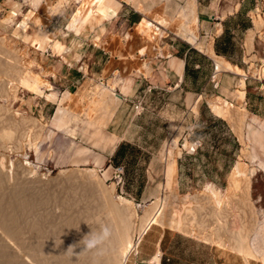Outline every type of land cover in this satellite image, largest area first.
Returning <instances> with one entry per match:
<instances>
[{
	"label": "rangeland",
	"instance_id": "rangeland-1",
	"mask_svg": "<svg viewBox=\"0 0 264 264\" xmlns=\"http://www.w3.org/2000/svg\"><path fill=\"white\" fill-rule=\"evenodd\" d=\"M60 1L61 0H0V36L5 37L9 48L17 50L18 52L21 51V54L24 56L25 66H28L30 71L40 74L41 77L44 75V71H46L44 68V54L52 52L54 57L56 54L53 43V46H48L49 40L57 38V35H63L62 31H66L67 34L68 28H72L73 24L75 27L79 26V28L81 26H86L90 21L89 16L92 17L94 12L102 9V7L109 6L111 9H114L115 5H118L117 0H62L64 6L59 11L58 3ZM120 1L135 5L137 0ZM51 6L54 7L52 8ZM50 9H52V11ZM145 17L148 21L143 22V17L140 18L137 22L129 24V28L127 27L125 33H123L124 31H122L120 27L113 33L119 32L118 34L122 33L123 35L127 32L129 42L132 43V46L135 42H139L143 46L147 45L150 49H154L153 46L159 43L160 34H154V30L157 31V29L150 25L152 19H149L150 16ZM37 18H39L41 23H37ZM252 18L254 21L253 27L255 29V34L257 31H264V24L262 27H257L256 24L257 19L263 18L264 20L262 7L256 11ZM159 19L162 21L163 25H167L166 16H161ZM190 20V28H194L195 20ZM76 24H78V26ZM161 30L162 32L160 30L157 32H161L164 39L167 40L169 37L167 27L163 26ZM193 30H191V32H179V34L187 41L195 43V35L197 33ZM26 32L34 33L35 36L28 38ZM39 32L42 33L43 38H45L44 47H39L40 39L36 36ZM69 34L68 37L72 38L71 33ZM203 34L206 35V33ZM250 35L247 38V51L251 56L257 53V51L253 50V43L250 45ZM116 37L121 38L120 35ZM145 52L146 49L142 53ZM218 60L219 58H217V61ZM249 61L250 62L247 63L245 68L246 70H241V72L244 73V78L246 79L245 74H248V76H261L264 84V56L261 54H254ZM51 63H53V60ZM220 69L222 71V67ZM42 78L44 80L42 84V93H34V91L23 86L18 89L17 96L11 94L3 95L0 92L1 103L10 108V110L16 112V114H23L32 118L30 121L39 120L37 123H26L23 129L21 125L19 126V124H16L18 122H14L17 120H10V118H5L4 114H0V166L4 164L3 168H7L5 171L6 173L3 172L7 176L6 182L17 184V187L20 188L16 190L21 193L15 190V192L18 193H14L15 195L22 194V196L25 197L28 196V194L35 196L39 193L38 197H40V192L38 191H41V197L48 198L46 204L49 205L45 206L44 211L47 213V217L51 214L48 212H52V215H56L63 211L66 212L68 209L73 214L74 223L76 225L75 229L80 227L81 223H83V214H80L81 211L77 208H81V203L84 202L86 203L83 204V206H86V204L89 206L90 204L89 208H91V205H95L94 200L103 194L116 201H120L121 197L131 199L137 212V227L140 226L143 217L149 207L154 203V200H159L167 196L165 222L163 224H153L148 229L150 232H183L201 240L204 244L206 243V249H200L199 252L201 262L204 264H246V258L243 252L225 247L221 243L207 238V234L214 231L216 225L225 221V223H227L226 228L223 229L220 234L223 235L227 241H234L235 233L238 230V226L235 222L247 218L244 212L247 206H244V202L240 199L239 191H237L230 200L225 197L227 195L229 175L232 170L231 167L238 160H241L246 164L248 177L251 180L248 191L249 202L247 205L250 203V206L254 208L257 222V224L255 223L254 225L255 227L246 231V238L248 242L256 246L260 253L259 259L251 257V264H264V259L262 258L264 256V85H262L263 93L254 94L255 102H253L252 105L248 104L245 107L240 103H233L234 106H240V108L247 111L243 126L240 130L235 128L233 122L229 118V122L226 119H223L222 122H217V134L219 133L218 130L221 129V135L223 137L221 148L219 147L220 152L218 151L216 155L212 153L211 156H208L213 148L212 144L207 143L203 149L205 153L203 156L204 161L200 160L198 163H194L195 161L193 159H190V157L187 158L185 164H189L190 167H195V164L197 167L198 164H201V168H203L199 171L200 175L188 173L187 166L185 165L184 173L179 177L177 169L176 186L177 196L179 198V201H177L175 198H173V200L170 195H168L170 190L167 184V169L169 161L173 158L176 159V154L181 153V151H183V155H185V153L191 154L197 151L192 150L193 144L189 142V140L183 136L185 141L182 140L179 144H176V149L170 146L163 159L161 158L162 154L157 151L160 146L159 143H156L157 141L154 144L147 145V150L144 151L150 158L153 156L155 157V161L152 165L154 169H148L147 166L150 158L147 160L148 164H146V157L140 153V159L137 165H135L133 161L134 154H131L132 161L130 163V171L126 168H123V171H121L118 167L123 165L115 164L113 161V154L119 145L118 140L120 139L122 128L125 127V123H120L118 125L116 121L110 123V120L112 116L115 115L116 110L117 115H124V113L122 112L123 107H121L122 105L120 106L121 101L117 92L110 86V82L91 84L90 80H84L80 82L77 89L72 92H66L63 88L55 87L44 77ZM217 81H219L218 75ZM45 82L47 83L46 85ZM148 85L150 84H147L144 88L138 90L137 93L130 96L132 100L138 97L141 98V96L145 99L146 110L139 116L143 115L145 112H148V116H150L149 110L154 111L155 108L165 110L161 109L160 106L156 107L157 104H160L156 99V95H153L157 85L152 84L154 85V89L152 91H146ZM50 94H53V96H49ZM159 97L163 98V96ZM215 98L216 97H209V100L211 101ZM128 103L132 105V102ZM118 106H120L119 109ZM169 110L170 113L168 112V114L170 117L172 114L173 117L171 118L175 123L189 120V116H187L188 112L184 113L186 109H183V107L180 109L170 108ZM190 113H192V110H190ZM2 115H4L3 118ZM165 116L166 115H164V117ZM63 118L64 120L62 121ZM5 126L6 128H4ZM7 126L10 128H7ZM163 127L162 125H156L154 127L155 131L151 134L159 135L163 133ZM177 130L178 129H175L173 132ZM192 130L193 128L190 132ZM22 131L23 135L20 134ZM179 134V132H176L175 139H177ZM202 134L208 136L210 134L213 135V132L212 130H206L204 133L202 132ZM187 135L188 133L185 134V137H187ZM1 142L3 145H1ZM5 142H7V144H5ZM127 161L123 163L127 165ZM219 161L227 164L223 169V175H215L216 172L220 171L218 170V166H216ZM165 164L167 165L166 168ZM141 166H144L143 173H145L143 176L140 170ZM76 169H80V172L82 171L81 174L84 173V175L82 174L83 179H87L89 187L91 186L85 191L82 188H80L82 191L78 190L79 188H72L74 189L73 191L69 188L68 191V189H66L68 184L61 183L62 179L60 178L64 172H71ZM203 169L205 174L201 175ZM17 175L21 177L17 178ZM142 179H144V183ZM179 179H181V185ZM93 183L95 185H93ZM23 184L26 187H24ZM255 184H260L261 188L259 187L256 189ZM17 187L14 186V188ZM11 189H13V187L2 189L0 193L7 195L8 190L11 192ZM64 189L67 191L65 192ZM3 190H5V192ZM35 190H37V192ZM200 190L205 191L207 197L198 201H184L185 196L189 195L192 198ZM2 191L4 193H2ZM25 193H27V195ZM73 194H75L77 198H75ZM218 195H221L222 198H217ZM8 199L12 200V196L8 197ZM59 199H62V201ZM81 199L83 202L79 201ZM175 200L177 202H175ZM68 205L69 207H67ZM20 206L21 205H17L16 209L17 213L19 212L18 215L21 214ZM75 206L76 208H74ZM47 208L48 212L46 211ZM74 209L80 212H76ZM89 211H87L88 214H90ZM216 211L218 212L216 213ZM179 213L183 217L185 215V220L188 221L190 228H192L190 231H184L173 225L172 219L179 216ZM75 215H78V217ZM44 216H46L45 213ZM25 218V216L19 215V219L24 225ZM50 218L51 217H48V219ZM77 218L80 223L77 222ZM10 241L14 243L13 249L16 250V252L22 253L26 258L29 257L27 252L20 245L18 246V244L11 239ZM136 248L132 251L129 258L134 255Z\"/></svg>",
	"mask_w": 264,
	"mask_h": 264
},
{
	"label": "crops",
	"instance_id": "crops-1",
	"mask_svg": "<svg viewBox=\"0 0 264 264\" xmlns=\"http://www.w3.org/2000/svg\"><path fill=\"white\" fill-rule=\"evenodd\" d=\"M117 1L118 5H115L114 9L107 6L95 11L92 17L89 16L90 21L86 26L79 28V23L76 24L78 27L73 24L72 28H68L67 34L62 31L63 35L49 40L48 46L53 43L56 54L55 57L50 51L49 54H44L46 71L42 77L66 92L74 91L84 80H90L91 84L110 82V86L117 92L124 113L117 115L116 110L110 120V123L116 121L118 125L125 123L119 143L129 141L142 145L141 147L147 150V145L157 141L156 143L160 144L157 151L162 154L163 159L170 146L176 149V144L184 140L183 136L192 144L200 139L202 144L195 153L183 155L181 151L176 154L180 177L184 173L188 157L193 159L194 163L204 161L203 149L207 143L212 144L213 148L208 156L212 153L216 155L219 147L221 148L223 137L221 129L216 135L217 122L229 120L212 110L209 97H221L246 107L255 102L256 94L263 93V80L257 75H249V78L245 79L244 73L237 69H220L218 85L214 84L212 75L218 57L222 56L231 62L234 68L246 70L247 63L254 54L264 56V31H257L252 39L253 50L257 53L250 56L247 51V38L254 29L252 17L260 7L264 13V0H137L135 5ZM145 16H150L149 19L159 27L166 26L168 29V39L165 40L161 33L159 43L153 46L154 49L139 42L132 46L127 32L123 35L118 34L119 32L113 33L118 27L125 33L129 24L142 17L145 19ZM161 16L167 17V25H163L159 19ZM190 19L195 20L194 28H190ZM231 20L233 25H230ZM246 22H251V25L243 27L241 24ZM191 30L197 33L195 43L187 41L179 34ZM228 31L236 42L237 50L232 55L220 54L216 50V44ZM69 33L72 38L68 37ZM119 35L121 38L116 37ZM145 49L146 52L142 53ZM147 84L157 85L153 95H156L160 104L156 107L160 106L165 110L148 109L150 116L145 112L132 118L131 105L123 97L134 95ZM242 91L244 95H241ZM181 107L186 109L184 113L188 112L189 120L175 123L171 118L172 114L171 117L168 114L169 109ZM208 122L213 125V135L207 136L201 131ZM156 125L164 126V132L159 135L151 134ZM175 129L180 133L177 139L176 132H173ZM186 133L189 138L188 135L185 137ZM154 161L153 156L149 164L146 162L148 169H154ZM225 165L227 164L219 161L216 166L220 171L215 175H223ZM186 166L188 173L194 175H200L199 171L203 168L201 164L197 167L196 164L195 167H190L189 164ZM204 174L203 169L201 175ZM179 181L181 185V179ZM255 185L256 189L261 188L260 184ZM205 244L183 232L154 233L147 230L127 264H153L152 260L156 255L160 256L159 264H204L199 252L200 249H206Z\"/></svg>",
	"mask_w": 264,
	"mask_h": 264
},
{
	"label": "bare ground",
	"instance_id": "bare-ground-1",
	"mask_svg": "<svg viewBox=\"0 0 264 264\" xmlns=\"http://www.w3.org/2000/svg\"><path fill=\"white\" fill-rule=\"evenodd\" d=\"M58 5L60 11L64 6L63 1L61 0ZM51 7L53 8L54 6ZM50 10L52 11V9ZM146 21H148L147 18L143 20V22ZM38 22L41 23L39 18H37V23ZM256 24L257 27H262L264 24L263 18L257 19ZM250 32V45H252V39L255 30L252 29ZM26 36L28 38H31L35 35L34 33L26 32ZM36 36L40 39L39 47H44L45 38H43V34L39 32V34H36ZM218 58L219 60L217 62L219 69L222 67V69H237V71L242 70L241 68H234L233 64L225 60L222 56ZM43 81L44 80L40 74L30 71L29 67L25 66L24 56L23 54H21V51L18 52L17 50L9 48L5 37L0 36V92L3 95L11 94L13 96H17L18 89L23 86L31 91H34V93H42ZM241 95H244V91L241 92ZM49 96H53V94H50ZM211 107L212 110L220 116L222 115L229 118L233 122V125L236 129L240 130L242 128L243 121L247 115V111L245 109L240 108V106H234L232 102L226 101L221 97L212 99ZM0 114L5 115H2V118L4 116L5 118H10V120H17L14 122H18L16 124H19V126L21 125L23 129L26 123H37L39 121H30L32 118L27 117L23 114H16V112L10 110V108L2 104L1 101ZM63 120L64 118L62 119V121ZM4 128H6V126ZM7 128L10 127L7 126ZM20 134L23 135V131ZM5 144H7V142H5ZM1 145H3L2 142ZM3 165L0 166V190L12 187L13 189H11V192L8 190V193L6 191L7 195L0 193V264H127L132 251L136 248L144 233L147 232V230L153 224H163L165 222L167 196H164L159 200H154V203L149 207L148 211L143 217L140 226L137 227V212L131 199L121 197L120 201H116L113 200V198H110L103 194L104 196L102 195L94 200L95 205H91V208H89L90 204L89 206H87L88 204H86V206H83V204H85L86 202L81 203L82 205L80 204L81 208L78 207L77 209H79L82 213L78 210L77 211L80 212V214H83V217L81 215L83 223H81L80 227H77V229H75L76 225L74 223L75 221L73 219V214L68 209L66 212L63 211L64 214L60 211L61 213H57L58 215H52V212H48L47 208L46 211L48 213H51L48 215V217L51 218L48 219L47 213L44 212L45 206L49 205L46 204L48 198L41 197V191H38L40 192V197H38L39 193L35 196L28 194V196L25 197L22 196V194L15 195L17 193L15 192V190L19 187H17V184L15 185L7 183L8 181L6 182L7 176L3 172H5L7 168L4 169ZM176 171L177 161L175 158H173L169 161L167 169V184L170 190V193L168 195H170L172 199L175 198L177 201H179V198L177 196ZM81 172L80 169H76L74 171H67L62 174V177L60 178L62 179L61 183L68 184V187L66 186V189H68V191L69 188H79L78 190L80 191H82L80 189L82 188L85 191L86 189L91 187H89V182L87 181V179H83L84 173H82V175ZM27 176L29 177V175ZM20 177L21 176L17 175V178ZM250 183L251 180L248 177L246 164L243 161L238 160L234 164L230 172L229 182L227 186V195L225 197L226 199L230 200L233 195L237 193V191H239L240 199H242V201L244 202V206H247L244 210L245 217L247 218L235 222V224L238 226V230L235 233L234 241H227V239L220 234L221 231L226 228L227 223H225V221L216 225V227H214V231L207 234V238L214 240L217 243H221L225 247L243 252L246 258V264H251V257L255 259H259L260 257V253L258 252L256 246L248 242L246 238V231H249L250 228L255 227V223L257 224L254 208L250 206V203L249 205H247V203L249 202L248 191ZM93 185L95 184L93 183ZM14 186L17 188H14ZM23 186L26 187L24 184ZM73 190L74 189H72V191ZM3 191L5 192V190ZM3 191L2 193H4ZM35 191L37 192V190ZM66 191L67 190H65V192ZM25 194L27 195V193ZM75 194L73 195L75 196V198H77ZM10 196H12V200H9L10 198L8 199V197ZM204 197H207L205 191L200 190L192 198L189 195L185 196L184 201H198L200 199H203ZM217 198L220 199L222 198V196L218 195ZM59 200L62 201V199ZM176 200L175 202H177ZM79 201H82V199ZM17 205H21V214L19 215L26 217L25 225L19 219V212L17 213L16 210ZM67 207H69V205ZM74 208H76V206ZM87 211H89L90 214H88ZM217 212L218 211H216V213ZM44 213L46 214V216H44ZM178 215L179 216L172 219L173 225L184 231H190L192 228H190L188 221L185 220V215L184 217L180 215V213ZM75 216L78 217V215ZM77 222L80 223L79 219L77 220ZM105 229H107L108 233L106 236ZM10 239L18 244V246L20 245L27 252L29 257L26 258L22 253L20 254L19 252H16V250L13 249L14 243H11ZM262 258L264 259V256ZM159 259L160 256L156 255L154 260H152L153 264H159Z\"/></svg>",
	"mask_w": 264,
	"mask_h": 264
},
{
	"label": "trees",
	"instance_id": "trees-1",
	"mask_svg": "<svg viewBox=\"0 0 264 264\" xmlns=\"http://www.w3.org/2000/svg\"><path fill=\"white\" fill-rule=\"evenodd\" d=\"M230 25H233V20L230 21ZM241 25L243 27H246V26L251 25V22L242 23ZM216 50L220 54L225 53L228 55H232L237 50L236 42L232 38V35H230L229 31L226 34H224V36L222 37V39L220 41L217 42ZM212 127H213L212 123L208 122L205 126H203L202 132L204 133V131H206V130L211 131ZM216 135H218V134H216ZM140 153L146 157L145 160L147 162V160H149L150 156L145 153L144 149L141 146H139L138 144L129 142V141H122L119 143V145L117 146V148L113 154V161L115 162L116 165L122 164L124 166V168H126L128 171H130V163L132 161V157L130 155L134 154L133 161H134V164L137 165V162L140 159V156H139ZM127 159H128V161H127ZM125 161H127L126 162L127 165L124 164ZM143 169H144V166H141L140 170H141L142 176L145 173V172L143 173ZM142 181L144 183V179H142Z\"/></svg>",
	"mask_w": 264,
	"mask_h": 264
},
{
	"label": "built area",
	"instance_id": "built-area-1",
	"mask_svg": "<svg viewBox=\"0 0 264 264\" xmlns=\"http://www.w3.org/2000/svg\"><path fill=\"white\" fill-rule=\"evenodd\" d=\"M150 23L152 24V26H154L157 31L161 30V27H159L158 25H156L153 21H150ZM160 28V29H158ZM156 30H154V34H161V32H157ZM220 69H219V66H218V63L215 62V72L213 73L212 75V80L214 81L215 85H218L219 84V81H217V75L219 73ZM246 78H248V74H245ZM261 78V76H259ZM262 79V78H261ZM154 89V85L150 84L147 86L146 88V91H152ZM126 101L128 102H132V105H131V110H132V113H131V116L132 118H135L137 116H139L140 114H142L145 110H146V103H145V99L143 96H141V98H137V99H134L132 100V97L130 96H124L123 97ZM202 144L201 140H196L194 141V144L192 146V150H196L198 148V146H200ZM121 171H123V166L121 167H118Z\"/></svg>",
	"mask_w": 264,
	"mask_h": 264
},
{
	"label": "clouds",
	"instance_id": "clouds-1",
	"mask_svg": "<svg viewBox=\"0 0 264 264\" xmlns=\"http://www.w3.org/2000/svg\"><path fill=\"white\" fill-rule=\"evenodd\" d=\"M108 233H107V229H105V236L107 235Z\"/></svg>",
	"mask_w": 264,
	"mask_h": 264
}]
</instances>
